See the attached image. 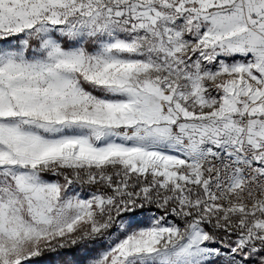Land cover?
I'll return each mask as SVG.
<instances>
[{"label":"snow or ice","instance_id":"snow-or-ice-1","mask_svg":"<svg viewBox=\"0 0 264 264\" xmlns=\"http://www.w3.org/2000/svg\"><path fill=\"white\" fill-rule=\"evenodd\" d=\"M0 264H264V0H0Z\"/></svg>","mask_w":264,"mask_h":264}]
</instances>
